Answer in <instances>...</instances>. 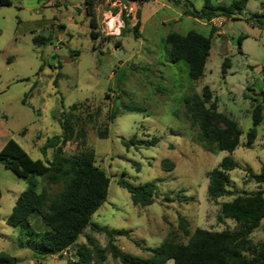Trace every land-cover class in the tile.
Wrapping results in <instances>:
<instances>
[{
  "label": "rangeland",
  "instance_id": "rangeland-1",
  "mask_svg": "<svg viewBox=\"0 0 264 264\" xmlns=\"http://www.w3.org/2000/svg\"><path fill=\"white\" fill-rule=\"evenodd\" d=\"M8 1V5H0V253L9 260L0 264H64L67 260L63 255L35 256L19 244L26 238L20 228L6 224L5 218L26 187L25 165L38 160L45 163L51 157L52 148L44 146L45 141L60 133L62 112L74 102L79 103L76 128L83 127L84 138L66 142L63 153L90 148L94 163L108 176L106 198L89 222L107 230H122L110 237L121 252L146 257L149 252L145 248L159 245L169 232L176 241L185 242L178 215L186 219L189 231L196 227L232 229L233 221L218 219L219 204L232 196L209 199L206 174L223 156H230L239 165L227 171L230 189L240 193L257 188L247 169L257 173L264 167V107L253 143L249 148L243 144L251 126V97L256 98L264 88V0H247L239 14L207 23L182 14V5L175 7L165 0H121L134 9L133 16L126 17L128 27L123 34L124 17L119 28L113 18L105 19L112 0H98L93 8L99 34L95 39L89 36L83 0ZM207 1L227 5L233 0ZM188 2L199 9L204 0ZM136 10L138 38L130 30L137 20ZM114 12L117 14V9L111 14ZM253 13L260 14L258 21L250 18ZM104 19L113 26L105 28ZM190 29L205 36L210 33L211 41L204 73L196 80L188 78L183 61H166L161 41L168 31L184 34ZM35 36L46 40L36 43ZM225 57L229 66L222 76L220 64ZM203 85L211 89L217 110L234 119L241 130L239 144L231 153L205 150L197 140V126L187 118L183 98L199 94ZM123 104L144 109L126 111ZM111 108H116L117 114L109 120ZM104 127L107 136L98 138L97 130ZM132 136H154L157 142L150 146L121 143ZM162 160L172 162L173 167L166 169ZM5 161L13 165L7 166ZM34 178L38 191L44 180ZM120 178L132 184L153 182L156 194L152 202L133 205L129 193L117 184ZM59 189L52 186L48 196L53 197ZM164 196L173 200H164ZM176 197L191 198L178 201ZM28 224L30 239L38 241L44 225L36 214L28 217ZM87 237L99 248L108 238L87 225L75 245L85 243ZM250 240H264V217ZM75 247L66 249L72 258ZM101 264H118V260L106 252Z\"/></svg>",
  "mask_w": 264,
  "mask_h": 264
},
{
  "label": "trees",
  "instance_id": "trees-1",
  "mask_svg": "<svg viewBox=\"0 0 264 264\" xmlns=\"http://www.w3.org/2000/svg\"><path fill=\"white\" fill-rule=\"evenodd\" d=\"M98 0H83L85 16L90 27L89 36L97 38L96 21L94 17V5ZM177 7L182 5L184 15H189L207 23L215 17H229L239 14L247 0H233L227 5L211 4L204 0L199 9H195L188 0H165ZM8 0H0V5H8ZM260 14L253 13L250 18L258 21ZM135 23L130 27L134 38L139 37L137 30L139 25V11L136 10ZM124 23L120 33H124L128 27V19L124 17ZM242 37L237 38L239 44ZM43 36L33 37L36 43H44ZM164 56L167 62L175 63L183 61L186 66L187 76L190 80H196L204 73V66L209 54L210 33L205 36L190 29L184 34L168 31L161 39ZM118 45V42H117ZM229 66L228 59L223 58L220 64V73L223 76ZM264 74V68L261 70ZM59 73L56 74L55 79ZM250 117L251 126L245 131L244 147L249 148L256 136V125L262 120L264 107V88H261L257 97H251ZM184 109L189 122L196 125L197 140L205 150H216L231 153L239 144L241 130L237 122L227 114L217 110L216 98L212 96L208 85L201 87L200 93H192L183 98ZM78 102L68 106V111H63L59 125L60 133L46 139L45 145L52 148L51 157L45 163L38 160L25 165L26 187L16 196L10 213L5 218V223L19 227L20 234L26 236L23 243L31 249L35 256L43 257L56 254L61 250L69 249L74 245V258L67 259L64 264H101L106 252L118 260V264H165L171 259L172 264H264V240L252 243L250 234L256 229L264 217V167L257 173L248 170V176L256 184L257 188L249 192L236 193L230 189L227 171L237 168L239 165L230 156H223L217 166L211 168L207 174L206 195L211 200L222 196H232L230 200L219 204L218 219L233 221L232 229L210 231L202 228H194L189 231L187 221L178 215V227L187 236L185 242L176 241L173 233L154 247H146L149 252L146 257L123 253L112 243L110 237L113 234H122V230H107L90 223L89 218L98 206L105 200L108 186V176L105 171L94 163V153L90 148L75 154L65 155L63 145L78 137L84 138L82 126H77L78 116L75 110ZM123 110L138 111L143 107L134 104H123ZM116 108H111L109 120L116 116ZM98 138L107 136V128L98 129ZM157 138L121 140L123 145L127 143L144 146L154 145ZM1 158V157H0ZM4 162V161H3ZM7 166L12 162L5 161ZM161 165L166 169L173 167L172 162L162 160ZM34 176L43 178V186L37 191V181ZM117 184L128 193L133 205H149L156 194L155 185L148 181L142 184H132L124 179H118ZM52 186H60L53 197L48 196V190ZM191 197H176L178 201ZM172 201V198L163 197ZM36 214L44 225L38 235V241L30 239L32 231L29 229L28 217ZM97 232H104L108 237L106 245L99 248L89 237L85 243H76L80 232L87 226ZM71 255V254H70ZM9 258L0 253V263Z\"/></svg>",
  "mask_w": 264,
  "mask_h": 264
},
{
  "label": "built area",
  "instance_id": "built-area-1",
  "mask_svg": "<svg viewBox=\"0 0 264 264\" xmlns=\"http://www.w3.org/2000/svg\"><path fill=\"white\" fill-rule=\"evenodd\" d=\"M110 4V7L109 9L107 10V17L105 19H110V18H113V23L114 25L117 23L116 28H119L122 24V19L123 17H132L133 16V7L130 6V5H126L124 2H122L121 0H112L109 2ZM112 9H117L118 13L116 14V12H114V14H111L112 12ZM105 19L103 20V23L105 24V28L109 29L111 28L112 26L110 24H112V21L111 23L109 21H105ZM69 253L65 250H61L59 251L58 253L56 254H51L52 256H61L63 255L64 257H66L67 259H73L72 258V255H68ZM30 264H35V262H30Z\"/></svg>",
  "mask_w": 264,
  "mask_h": 264
},
{
  "label": "crops",
  "instance_id": "crops-1",
  "mask_svg": "<svg viewBox=\"0 0 264 264\" xmlns=\"http://www.w3.org/2000/svg\"><path fill=\"white\" fill-rule=\"evenodd\" d=\"M147 1V0H146ZM156 1V0H155ZM131 2H133V1H131ZM143 2H145V1H141V4L143 3ZM161 4V6L163 7V8H167V9H169L170 11H174V9L173 8H171V7H169L168 5H166V4H164V3H160ZM182 14H183V12H182V10L180 11ZM140 15H141V5H140ZM186 16H188L189 17V15H186ZM194 18V17H193ZM218 17H215V18H212V19H217ZM222 19H223V17H221ZM141 19V18H140ZM194 19H196V18H194ZM48 256V255H47ZM49 256H51V255H49Z\"/></svg>",
  "mask_w": 264,
  "mask_h": 264
},
{
  "label": "water",
  "instance_id": "water-1",
  "mask_svg": "<svg viewBox=\"0 0 264 264\" xmlns=\"http://www.w3.org/2000/svg\"><path fill=\"white\" fill-rule=\"evenodd\" d=\"M0 163H2V160H0Z\"/></svg>",
  "mask_w": 264,
  "mask_h": 264
}]
</instances>
